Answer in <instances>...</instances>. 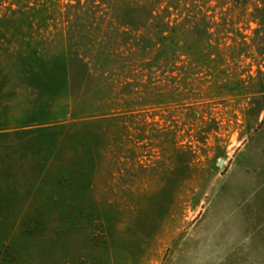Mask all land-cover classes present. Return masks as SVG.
<instances>
[{"label":"rangeland","instance_id":"1","mask_svg":"<svg viewBox=\"0 0 264 264\" xmlns=\"http://www.w3.org/2000/svg\"><path fill=\"white\" fill-rule=\"evenodd\" d=\"M54 1L48 55L75 50L94 76L72 93L0 77V264H264L260 0H187L219 43L195 64L126 46L113 19L102 28L117 32L94 31L88 5L69 30Z\"/></svg>","mask_w":264,"mask_h":264},{"label":"trees","instance_id":"2","mask_svg":"<svg viewBox=\"0 0 264 264\" xmlns=\"http://www.w3.org/2000/svg\"><path fill=\"white\" fill-rule=\"evenodd\" d=\"M55 4L54 0H0V65L6 62L0 77L4 81L23 80L30 88L33 87L34 91L48 93L57 92L58 83H61L60 87L64 91L67 83L65 91L68 89V92L72 93L77 80L83 82L94 76L90 63L75 50L69 49L64 54L48 55L46 38L41 32L46 29L43 23L52 19ZM85 5L93 9L91 12L96 17L97 21L91 25L94 31L102 30L104 35H109L111 31L117 32L116 27L102 28L103 21L113 19L123 28L126 46L132 45L133 49L141 50L143 54L147 51L154 52L155 58L162 56L163 60L172 61V57L169 58L165 53L171 51L174 54L180 51L195 64L203 53L211 55L210 52L219 44L217 40L212 39L214 34L211 33L212 27L205 12H202L201 7L200 13L190 10L187 0H165L161 3L158 0H68L64 14L69 30L78 20H73L74 15H79ZM260 5L256 8L258 14L255 19L259 21L261 28L255 29V36L251 40L257 47V54L264 60V0H260ZM15 34H20V39L14 41ZM243 38L237 47L239 52L247 44L244 36ZM101 45L90 58L95 65L102 62L100 60L105 56ZM99 70L100 74L107 72L105 68ZM126 85H131V82L128 81ZM262 92L264 90L258 93ZM67 114V109H64L60 117L65 118ZM71 116L77 118L76 110H72ZM57 118L39 119L37 122L47 124ZM37 130L39 134L46 132L45 136H55L60 129ZM17 132L29 133L25 129ZM8 135L10 132H0V138ZM33 140L35 141V138ZM30 150L33 157H42L46 162L55 158L56 150L53 151V147L50 151L42 150L38 154L33 151L34 147H27L26 155L31 153Z\"/></svg>","mask_w":264,"mask_h":264},{"label":"water","instance_id":"3","mask_svg":"<svg viewBox=\"0 0 264 264\" xmlns=\"http://www.w3.org/2000/svg\"><path fill=\"white\" fill-rule=\"evenodd\" d=\"M224 161H225L224 159H221V160L219 161V164H220V165H223Z\"/></svg>","mask_w":264,"mask_h":264}]
</instances>
